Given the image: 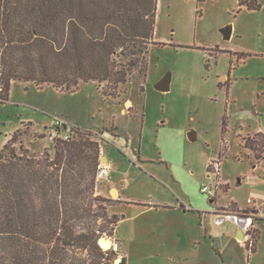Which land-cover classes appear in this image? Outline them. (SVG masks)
Returning <instances> with one entry per match:
<instances>
[{
	"label": "rangeland",
	"instance_id": "1",
	"mask_svg": "<svg viewBox=\"0 0 264 264\" xmlns=\"http://www.w3.org/2000/svg\"><path fill=\"white\" fill-rule=\"evenodd\" d=\"M258 2L260 10L239 0H158L155 40L166 45H151L146 80L121 84L117 98L95 81L68 92L17 80L0 102V149L21 128L32 153L54 154L56 117L102 144L111 173L96 190L110 200V214L124 215L115 236L105 238L119 253L113 264L121 256L127 264H264V221H256L261 233L252 253L256 240L239 242L237 224L217 225L211 214L264 208V159L243 144L246 137L261 144L255 134L264 131V0ZM228 24L231 39L222 32ZM167 77L170 90L156 89ZM213 161L221 162L217 178L208 176ZM217 182L211 201L201 186Z\"/></svg>",
	"mask_w": 264,
	"mask_h": 264
},
{
	"label": "trees",
	"instance_id": "2",
	"mask_svg": "<svg viewBox=\"0 0 264 264\" xmlns=\"http://www.w3.org/2000/svg\"><path fill=\"white\" fill-rule=\"evenodd\" d=\"M239 6L261 9L258 0ZM157 9L158 0H0V102L17 80L68 92L95 81L117 98L121 84L146 80L151 45H166L155 40ZM68 132L53 141L54 154L32 153L21 128L0 149V264L118 259L99 242L114 237L124 218L110 214V200L96 190L102 144L79 126ZM255 135L261 144L249 137L243 144L264 159V133Z\"/></svg>",
	"mask_w": 264,
	"mask_h": 264
},
{
	"label": "built area",
	"instance_id": "3",
	"mask_svg": "<svg viewBox=\"0 0 264 264\" xmlns=\"http://www.w3.org/2000/svg\"><path fill=\"white\" fill-rule=\"evenodd\" d=\"M73 127V126H71ZM68 128V122L64 120L63 118L56 117L54 119V126L52 127V130L49 134V138L51 140H55L56 138H63V139H69L70 133L68 130L71 129ZM63 130H67L66 132H63ZM211 171H208L209 178L213 175H216V178L219 176V172L221 169V162L220 161H213L210 164ZM111 173V169L109 164H105L100 162V165L98 167L97 172V181L106 180L109 178ZM219 183L217 182L214 186L211 184H202L201 186V192L206 194L208 197H210L212 200L217 195L216 191L218 189ZM254 200L252 198L247 199V203H252ZM251 215H242V214H235V213H228L224 210H218L214 209L213 216L214 221L217 225H222L227 221H232L233 223L237 224V227L242 230L243 233V239L247 242H253L255 231L258 227V221L259 219H255L259 214L264 215V208H257L252 207ZM116 244V243H115ZM117 246V244L115 245Z\"/></svg>",
	"mask_w": 264,
	"mask_h": 264
},
{
	"label": "water",
	"instance_id": "4",
	"mask_svg": "<svg viewBox=\"0 0 264 264\" xmlns=\"http://www.w3.org/2000/svg\"><path fill=\"white\" fill-rule=\"evenodd\" d=\"M222 32L224 34L225 39H231L232 33H233V25L232 24L226 25L225 27L222 28ZM156 89H158L160 91H168V90H170V78L167 77V78H164V79L160 80L156 84ZM190 138L191 139L194 138V135L192 134V132H191ZM101 160L102 161H106L107 158L106 157H102ZM211 201H213V200H211ZM239 234L243 235L241 229H239L238 232H237V238H239L238 237ZM119 264H127V257L126 256H121Z\"/></svg>",
	"mask_w": 264,
	"mask_h": 264
},
{
	"label": "crops",
	"instance_id": "5",
	"mask_svg": "<svg viewBox=\"0 0 264 264\" xmlns=\"http://www.w3.org/2000/svg\"><path fill=\"white\" fill-rule=\"evenodd\" d=\"M233 27H234V26H233ZM233 35H234V28H233L232 36H233ZM259 131L264 133L263 130H259ZM259 131H256V132H259ZM107 164H108V163H107ZM211 200H212V199H211ZM185 211H186V210H185ZM213 211H214V210H213ZM213 211L211 212L212 215H213ZM258 218H259V220L263 219V220H261V222L264 221V215H263V214H259ZM238 230H239V228L237 227V230L234 232V233H235L234 236H236V240H238V241L241 242V243L246 244L247 241H244V240L241 241L239 238H237V232H238ZM205 233H206V232H205ZM228 233L231 234V231H230V232L228 231ZM259 240H260V237H259V239H258V241H257V243H256V250H255V251H253V250L251 251V250H250V252H252V253H256V252H257L258 247H259V245H258V244H259ZM241 243H240V244H241ZM244 244H243V245H244ZM247 249H248V248H247Z\"/></svg>",
	"mask_w": 264,
	"mask_h": 264
},
{
	"label": "bare ground",
	"instance_id": "6",
	"mask_svg": "<svg viewBox=\"0 0 264 264\" xmlns=\"http://www.w3.org/2000/svg\"><path fill=\"white\" fill-rule=\"evenodd\" d=\"M113 193L116 195V194L118 193V191L114 189V190H113ZM242 236H243V235L240 234V237H242ZM240 240H242V239H240ZM99 242H100V244H101L105 249H108V248L111 247V243H110V241L106 240L105 238H101Z\"/></svg>",
	"mask_w": 264,
	"mask_h": 264
},
{
	"label": "clouds",
	"instance_id": "7",
	"mask_svg": "<svg viewBox=\"0 0 264 264\" xmlns=\"http://www.w3.org/2000/svg\"><path fill=\"white\" fill-rule=\"evenodd\" d=\"M242 241V240H241Z\"/></svg>",
	"mask_w": 264,
	"mask_h": 264
}]
</instances>
